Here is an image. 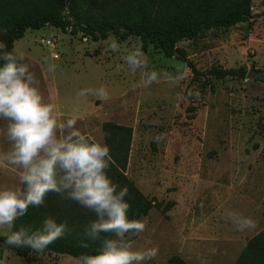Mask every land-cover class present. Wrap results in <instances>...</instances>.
I'll return each mask as SVG.
<instances>
[{
    "label": "rangeland",
    "instance_id": "rangeland-1",
    "mask_svg": "<svg viewBox=\"0 0 264 264\" xmlns=\"http://www.w3.org/2000/svg\"><path fill=\"white\" fill-rule=\"evenodd\" d=\"M136 0H87L85 11L97 20H113L131 12L139 18ZM254 17L230 28H214L183 39L196 67L207 71L247 66L253 76L244 80L212 79L201 95L190 67L158 48H141L139 37L124 41L114 36L93 41L71 18L58 25L27 29L15 46L24 52L34 84L45 102L53 103L58 121L78 117L77 128L106 144L103 123L132 127L125 174L153 200H175L164 214L152 209L141 217L145 229L128 233L139 249L158 248L147 264H168L179 255L188 264H235L247 241L264 229V0H254ZM56 10L68 12V0ZM124 17H122L123 19ZM0 31H2L0 29ZM115 39L121 49L137 46L147 69L164 73L158 82L143 85L141 70L131 71L121 52L106 50ZM181 76L178 83L166 81ZM103 88L107 98L95 95ZM81 89L91 90L79 96ZM193 97H187V93ZM194 106L195 111H189ZM0 121V152L10 148ZM163 139L157 140L156 137ZM19 172L0 163V187L15 185ZM251 217L255 227L237 231L231 214ZM8 234L7 228L0 229ZM109 238H112L110 235ZM0 264H78L64 254L22 257L0 243Z\"/></svg>",
    "mask_w": 264,
    "mask_h": 264
},
{
    "label": "clouds",
    "instance_id": "clouds-1",
    "mask_svg": "<svg viewBox=\"0 0 264 264\" xmlns=\"http://www.w3.org/2000/svg\"><path fill=\"white\" fill-rule=\"evenodd\" d=\"M106 50L120 51L131 71L141 70L145 87L164 77L163 72L145 71L148 65L139 46L125 50L111 39ZM181 79L176 76L166 81L175 84ZM90 91L81 89L78 95ZM95 95L106 99L108 94L100 88ZM55 107L45 102L34 84L24 52L0 42V121L6 122L3 135L10 145L0 152V163L19 172L17 184L0 187V229L9 230L4 245L39 253L69 234L67 222L54 216L45 217L36 229L12 230L30 207L44 205L48 194L55 193L95 216L85 225L79 246L87 248L84 241H100L98 250L82 254L78 264H147L157 256L158 248L139 249L126 238L128 233L143 232L145 224L129 217L128 188L118 186L108 174L112 163L109 147L77 128L78 117L58 121ZM231 221L240 232L255 227L251 217L241 214H231ZM101 234H111L112 238L101 239Z\"/></svg>",
    "mask_w": 264,
    "mask_h": 264
},
{
    "label": "trees",
    "instance_id": "trees-1",
    "mask_svg": "<svg viewBox=\"0 0 264 264\" xmlns=\"http://www.w3.org/2000/svg\"><path fill=\"white\" fill-rule=\"evenodd\" d=\"M58 0H0V42L8 49L15 45L20 33L27 29H40L47 25H58L66 18H71L78 30L95 42L108 39L110 36L124 41L130 37L140 38L141 48L147 51L151 46L158 48L167 57L176 58L193 73V80L199 81L201 95L209 88L214 90L212 79L224 80L228 77L238 80L247 78V66L223 68L214 65L207 71L196 67L188 58L186 51L178 47L183 39L195 37L214 28H230L242 22H251L254 15V0H136L139 18L133 20L131 12L121 14L118 19L97 20L85 11L87 0H68L66 14L56 10ZM122 17H124L122 19ZM177 53V54H176ZM264 82V77L261 78ZM192 98L193 93H187ZM194 112V106H189ZM105 142L110 149L112 163L108 174L120 187L128 188L126 199L130 203L129 217L140 219L152 209L161 210L164 214L176 204L175 200L157 201L145 196L135 183L125 174L131 150L133 129L129 126L111 121L103 123ZM54 216L66 221L70 232L62 239L55 241L42 252L29 248H9L22 257L32 254H64L78 260L82 254H93L98 250L100 241H84L87 248L79 246L84 240L85 225L95 219L94 214L73 201L63 199L55 193H49L45 204L30 207L24 217L14 222L12 230L20 227L38 228L45 217ZM7 234L0 233V243ZM111 234H101V239ZM128 236V234H127ZM126 236V238H127ZM168 264H188L179 255H173ZM235 264H264V229L250 238Z\"/></svg>",
    "mask_w": 264,
    "mask_h": 264
},
{
    "label": "water",
    "instance_id": "water-1",
    "mask_svg": "<svg viewBox=\"0 0 264 264\" xmlns=\"http://www.w3.org/2000/svg\"><path fill=\"white\" fill-rule=\"evenodd\" d=\"M176 54H177V53H176ZM252 76H253V72H252V71H248L247 78H250V77H252ZM260 77L262 78V77H264V75L261 74Z\"/></svg>",
    "mask_w": 264,
    "mask_h": 264
}]
</instances>
